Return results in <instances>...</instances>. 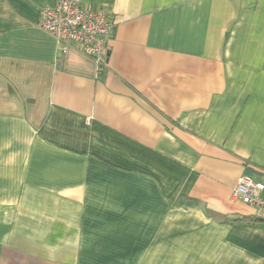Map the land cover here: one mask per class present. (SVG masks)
<instances>
[{
	"label": "crops",
	"instance_id": "obj_1",
	"mask_svg": "<svg viewBox=\"0 0 264 264\" xmlns=\"http://www.w3.org/2000/svg\"><path fill=\"white\" fill-rule=\"evenodd\" d=\"M57 1L0 0V264H264V0H94L103 68Z\"/></svg>",
	"mask_w": 264,
	"mask_h": 264
},
{
	"label": "built area",
	"instance_id": "obj_2",
	"mask_svg": "<svg viewBox=\"0 0 264 264\" xmlns=\"http://www.w3.org/2000/svg\"><path fill=\"white\" fill-rule=\"evenodd\" d=\"M116 21L107 6L94 0H58L53 7L40 10L38 26L59 42L74 43L92 57L99 67L107 64L110 40ZM264 182L240 177L232 197L254 207L264 221Z\"/></svg>",
	"mask_w": 264,
	"mask_h": 264
},
{
	"label": "trees",
	"instance_id": "obj_3",
	"mask_svg": "<svg viewBox=\"0 0 264 264\" xmlns=\"http://www.w3.org/2000/svg\"><path fill=\"white\" fill-rule=\"evenodd\" d=\"M103 68V67H102ZM102 68H100V69H102Z\"/></svg>",
	"mask_w": 264,
	"mask_h": 264
}]
</instances>
